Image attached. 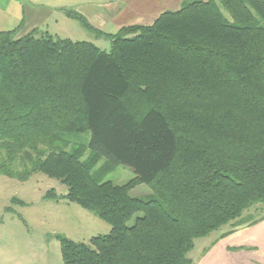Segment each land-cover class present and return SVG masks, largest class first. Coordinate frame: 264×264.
<instances>
[{
    "label": "trees",
    "instance_id": "obj_1",
    "mask_svg": "<svg viewBox=\"0 0 264 264\" xmlns=\"http://www.w3.org/2000/svg\"><path fill=\"white\" fill-rule=\"evenodd\" d=\"M66 14L109 51L0 31V175L54 178L110 225L89 243L59 236L63 264H192L196 239L262 220L264 0H189L115 33ZM118 165L134 178L105 181ZM139 183L150 197L129 194Z\"/></svg>",
    "mask_w": 264,
    "mask_h": 264
},
{
    "label": "rangeland",
    "instance_id": "obj_2",
    "mask_svg": "<svg viewBox=\"0 0 264 264\" xmlns=\"http://www.w3.org/2000/svg\"><path fill=\"white\" fill-rule=\"evenodd\" d=\"M185 1L189 0H152V3L158 5L170 3L167 8H156V14L157 12L160 14L166 10L178 9ZM222 11L226 13L223 9ZM1 18L3 20L0 22V31L17 27L16 36L24 35L18 31V24L14 25L11 20ZM71 21L72 27L78 31L77 34L74 31V35H70L71 38H75L72 40L90 41L100 49L109 51L110 44L107 39L97 38L93 32L82 28L78 20ZM69 138L67 150L72 148L74 143L85 144L89 138V131L73 133ZM87 155L88 151L85 150L82 158ZM104 159L101 157L94 168L102 165ZM20 168L19 165H15V169ZM134 175L130 167L118 165L105 176L104 180L122 185L132 180ZM66 191L65 185L40 172L31 174L25 180L0 175V264H63L59 236H65L74 242L89 243L91 237L109 233L108 223L77 203L62 198ZM129 194L148 198L152 191L148 185L139 183ZM252 207L258 208L252 209L257 217L264 215V202L254 204ZM133 218L128 224L132 223ZM229 228V225H223L207 236L196 239L188 257L196 258L203 248L209 247L217 236ZM227 254L229 256V253Z\"/></svg>",
    "mask_w": 264,
    "mask_h": 264
},
{
    "label": "crops",
    "instance_id": "obj_3",
    "mask_svg": "<svg viewBox=\"0 0 264 264\" xmlns=\"http://www.w3.org/2000/svg\"><path fill=\"white\" fill-rule=\"evenodd\" d=\"M169 4H153L152 0H0V22L1 17L11 20L19 25L21 34L38 29L72 40L75 38L70 35L78 31L72 27L74 18L67 16V10L82 15L100 31L115 33L123 26L149 25L159 15L156 8H167ZM225 232L203 248L192 264H264V218Z\"/></svg>",
    "mask_w": 264,
    "mask_h": 264
}]
</instances>
